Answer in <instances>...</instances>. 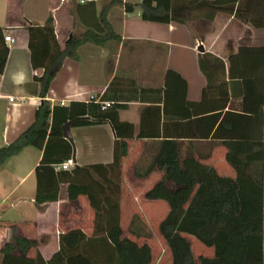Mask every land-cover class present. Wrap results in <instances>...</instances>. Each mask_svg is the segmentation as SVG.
<instances>
[{
    "label": "crops",
    "instance_id": "1",
    "mask_svg": "<svg viewBox=\"0 0 264 264\" xmlns=\"http://www.w3.org/2000/svg\"><path fill=\"white\" fill-rule=\"evenodd\" d=\"M73 1L0 0V28L15 40L12 45L4 43L2 38L0 40V45L5 44L10 49L5 71L0 74V149L14 142L34 123L36 111L43 100L42 85L37 78L43 76L44 70L36 71L33 68L27 27L29 24L44 26L52 17L57 40L64 49L72 36H79L85 31L78 20ZM75 1L80 3L82 0ZM109 1L96 0L99 13ZM221 19V36L210 32L198 35L193 31L191 23L145 22L138 11L129 14L123 7H113L109 11L108 21L116 34L121 36V41L110 42L102 48L93 45L81 47L80 60H64L50 85L45 100L52 108L89 103L93 98L125 106L118 111L119 121L133 125L134 138L129 141V156L124 160L116 179L119 178L121 184L120 219L124 236L131 237L134 232L147 237L140 224L143 225L142 222L150 218L162 222L166 217L167 207L163 202L141 198L142 194L145 196L164 180V171L155 169L146 177L136 176L137 169L146 170L149 165L145 164L146 161L149 157L152 160L157 154L162 140L179 144L182 163L193 158L214 168L220 175L229 177L235 176V170L226 160L228 149L225 142H240L250 136L252 140H262L264 144V104L260 96V91L264 89L262 71L254 72L257 97L250 100L249 106L260 108L263 114L257 120H251L249 126L246 125L247 118L231 116L232 122L222 130L220 139L199 136L206 135L210 126L205 124L199 127L198 117L191 114L192 110H187L182 98L173 94V89L165 104L164 90L168 72L176 73L185 81L187 88L182 86V89L186 90L187 102L201 103L204 90L209 81L213 83L214 76L207 68L208 75L201 70V55L210 54L223 61L228 74L229 59L240 48L264 46L263 29L239 23L235 17L224 13ZM234 28L240 34L246 31L248 35H239L236 42V38L230 35ZM207 61L210 63V58ZM170 81H175V78L170 76ZM226 81L230 95L227 111L253 116L245 112V88L242 81H229L228 78ZM12 98L13 102L10 101ZM149 109L154 111L150 116L147 114ZM80 111L78 107L73 108L75 114ZM145 111L144 128L157 133V139L138 138ZM71 122L75 154L67 139L71 148L64 144H61L63 148L55 146L59 143L55 140L52 144V158H65L69 149V154L79 168L110 165L114 162L117 137L111 123L78 127L75 126L76 121ZM126 132L130 133V130ZM43 156L44 149L27 147L0 167V221L6 222L0 227V251L11 240L13 228H16L18 234L38 242V246L30 251L31 258L39 254L47 263L64 264L62 252L67 247L61 244L62 235L81 231L87 238L107 236L106 225L101 222L96 232V212L89 199L81 196L76 201H70L67 183H62L57 202L41 207L35 204L36 169ZM58 166H55L56 172H62ZM130 173L133 176L130 177ZM168 185L173 187L170 182ZM10 211L14 217L5 220L6 213ZM135 219L136 224L131 226ZM145 241L150 245L147 239Z\"/></svg>",
    "mask_w": 264,
    "mask_h": 264
},
{
    "label": "trees",
    "instance_id": "2",
    "mask_svg": "<svg viewBox=\"0 0 264 264\" xmlns=\"http://www.w3.org/2000/svg\"><path fill=\"white\" fill-rule=\"evenodd\" d=\"M82 1L76 4L75 12L85 31L79 36H72L64 49L57 40L52 17L44 26L29 24L27 27L33 68L44 70L43 76L37 78L42 85L43 100L36 111L34 123L14 142L0 149V167L27 147L44 149L43 159L36 169L35 204L41 207L57 202L62 183L69 185L70 201H76L81 196L89 199L96 212V232L103 222L107 236L87 238L81 231L62 235L61 244L67 247L62 252L64 264H153L154 252L145 241L146 237L134 232H131V237L124 236L121 225V184L120 179H116L129 156V141L134 138L133 125L119 121L118 111L125 106L112 103L110 109L104 110L102 104L106 102L93 98L89 103L52 108L45 100L50 85L64 60H80L81 47L93 45L102 48L110 42L121 41V36L116 34L108 21L113 7H123L129 14L138 11L143 21L159 24L186 25L199 19L213 22L218 14L224 13L264 31V0H110L100 13L96 0ZM5 33L0 28V40L2 38L4 43ZM9 52L5 44L0 45V74L5 71ZM209 58L210 63L207 61ZM200 67L203 73H207V68L214 75L213 83L209 81L204 90L201 103L187 102L186 90L182 89V86L186 89L187 85L174 72L167 73L164 90L165 104L173 89V94L180 96L187 105V110H192L191 114L198 117V126H210L206 135L199 136L220 139L222 130L232 122L231 116L247 118L246 125L249 126L251 120H257L263 114V110L250 107L249 103L257 97L254 72L259 70L264 73V46L240 48L229 59L228 74L225 63L210 54L201 55ZM170 76L175 81H170ZM226 78L242 81L245 112L253 116L227 111L230 95ZM260 96L264 104V89L260 91ZM74 107L80 108L81 113L75 114ZM152 112L149 109V113H143L139 139L159 137L144 128L146 113L150 116ZM71 121H76L75 126L78 127L111 123L117 137L114 162L110 165L75 167L71 172H56L55 166L72 158V155L68 149L65 158H52V144L58 140L55 146L63 148L61 144H64L71 148L63 135L65 125ZM127 129L130 133L126 132ZM243 139L224 144L228 149L226 160L235 170L233 177L220 175L214 168L193 158L182 163L179 144L167 140L159 143L157 154L145 171L136 170L138 178L150 175L155 169L165 173L164 180L151 188L145 198L161 201L167 207L159 231L172 264H264V144L262 140H252L250 136ZM236 153L244 156L239 157ZM135 224L136 219L131 226ZM189 237L212 249L213 255L196 260ZM37 246L36 240L18 234L13 228L11 240L0 251L2 264H50L39 254L30 257V251Z\"/></svg>",
    "mask_w": 264,
    "mask_h": 264
},
{
    "label": "rangeland",
    "instance_id": "3",
    "mask_svg": "<svg viewBox=\"0 0 264 264\" xmlns=\"http://www.w3.org/2000/svg\"><path fill=\"white\" fill-rule=\"evenodd\" d=\"M73 3L75 6H76V4H78V3H76L75 0L73 1ZM219 15H220V17L217 20V17ZM221 18H222V13L218 14L213 22H209L205 19H199V20L191 22V26H192V29L195 32V34L197 33L198 35H202L206 32H210V33L217 35V36L220 34V36H221L222 33H221V29L219 28L222 25V19ZM238 22L241 23L240 21H238ZM242 30H244V29H242ZM79 31L80 30L78 29L77 34H79ZM242 33L243 34H240V31L238 29L234 28V30H232L230 35L235 37L236 42H237L239 35H243V36L248 35L246 33V31H242ZM75 36H77V35H75ZM207 47H208V44H207ZM149 158L145 164H147L151 161L150 160L151 158L150 159ZM129 176L130 177L133 176V173H130ZM141 198H145V196L142 194ZM153 211H155V210H153ZM5 217H6L5 218V220H6L8 217H10V218L14 217V215H12V211H10V212L6 213ZM156 217H157V215H156ZM3 222L0 221V223H3ZM4 223H6V222H4ZM160 223H161L160 220H158L156 218H150L149 220H145L144 222H142L143 225L140 224V227H142L144 229L143 230L144 234L147 235L146 239L148 240V242L150 243V245L153 249V252H154L153 264H172V259L170 258L167 247H166V245H165V243H164V241L160 235V231H159ZM137 225L139 226V223ZM188 240L192 246L196 260H198V258L201 256L211 257L213 255L214 251L212 249L205 247L201 243L197 242L194 238L189 237Z\"/></svg>",
    "mask_w": 264,
    "mask_h": 264
},
{
    "label": "built area",
    "instance_id": "4",
    "mask_svg": "<svg viewBox=\"0 0 264 264\" xmlns=\"http://www.w3.org/2000/svg\"><path fill=\"white\" fill-rule=\"evenodd\" d=\"M65 1L66 0H62V2H65ZM81 3H83V1H81ZM139 15H140V13H139ZM5 42L7 44L12 45V44L15 43V40L13 39L12 36H10L7 33H5ZM10 101L13 102L14 99L12 98V99H10ZM112 106H113V104L109 103V102H106V103L102 104V107H103L104 110L105 109H110ZM76 164L77 163H76L75 159L74 158H70L67 161H65L64 163L60 164L58 166V170L63 171V172H71L76 167Z\"/></svg>",
    "mask_w": 264,
    "mask_h": 264
},
{
    "label": "water",
    "instance_id": "5",
    "mask_svg": "<svg viewBox=\"0 0 264 264\" xmlns=\"http://www.w3.org/2000/svg\"><path fill=\"white\" fill-rule=\"evenodd\" d=\"M38 73H41V71L38 72ZM72 123H73V122H69V123H67V124L65 125L63 135H64V138L67 139V140L72 144V146H73V148H74V154H75L74 141H73V137H72V135H71V127H72Z\"/></svg>",
    "mask_w": 264,
    "mask_h": 264
}]
</instances>
